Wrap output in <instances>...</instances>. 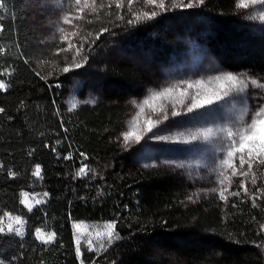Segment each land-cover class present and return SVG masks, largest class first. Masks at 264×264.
I'll return each mask as SVG.
<instances>
[{"label":"trees","instance_id":"16d2710c","mask_svg":"<svg viewBox=\"0 0 264 264\" xmlns=\"http://www.w3.org/2000/svg\"><path fill=\"white\" fill-rule=\"evenodd\" d=\"M37 3L0 0V221L11 215L26 224L24 237L0 232V261L264 264V192L257 191L264 156L224 198H192L196 185L167 167H139L121 141L131 97L195 58L264 85V31L241 0L191 8L166 2L164 9L147 0H119V7L95 0L79 17L71 47L45 45L48 18ZM76 84L78 100L88 93L95 100L72 109ZM23 193L48 198L28 210ZM78 222L114 224V240L80 256ZM37 229L54 233L53 241L40 242Z\"/></svg>","mask_w":264,"mask_h":264},{"label":"rangeland","instance_id":"374dc122","mask_svg":"<svg viewBox=\"0 0 264 264\" xmlns=\"http://www.w3.org/2000/svg\"><path fill=\"white\" fill-rule=\"evenodd\" d=\"M92 1L81 0L77 5L76 0H37L45 18H48V23L43 24L45 45L57 47L64 43L69 46L79 27V17ZM166 2H169L170 6H180L184 2L193 3V0H164V4ZM241 2L248 5L246 8L250 11L251 19L258 30L264 31V5L260 3V0H257V3H252V0H241ZM53 54L57 56V49ZM226 72L216 61L204 56L195 58L178 70L168 73L169 76L159 75L154 85L147 88L140 98L131 97L129 101L123 133L132 132L134 135L125 140L122 134V147L131 153L134 163L139 167L144 169L167 167L188 183L196 185L198 189L191 194L192 198L203 194L221 195V192L224 193L234 184L246 179L247 176L240 175V153L236 151L239 147V136L251 134V130L247 133L244 131L250 124L251 118L264 119V115L254 117V112L258 110L255 107L259 104L258 98H264V88L260 87L263 84L247 74L233 73L245 81L247 88H242L239 82L233 84L222 79H215L217 76L223 77ZM253 80L256 84H252ZM200 81L203 83H198ZM79 89L80 86L77 84L73 87L69 98L70 104L78 106L80 102L88 104L95 100L94 94L91 93L78 100ZM239 89L242 91L238 92ZM153 93H162V95L153 99ZM197 93L199 99L213 98V103L206 104L201 109H193L189 113L187 104L197 97ZM216 93L224 99L216 100L214 98ZM237 95H243L244 99H233ZM144 100H150V104L144 105ZM141 106L143 112L140 110ZM173 111L178 112L179 115L173 116ZM165 115L168 116V120L164 119ZM149 119L155 122L153 131H159L165 139H148L152 135L147 131L146 121ZM256 131L258 136L249 140L244 149L245 160L251 161L252 165L257 158L261 157L258 140L260 136H264V125L258 124ZM229 132L233 135L229 136ZM136 135L142 136L143 139L137 141ZM233 140L237 143L233 144ZM249 149H251L250 155ZM229 153L232 154L229 155ZM243 171L249 173L247 163ZM24 194H22V204L28 210L44 204L48 198L45 194ZM194 194L197 196L193 197ZM15 218L16 216L6 215L1 219L0 227L5 229L2 233L24 237L25 221L21 219L22 223H17ZM9 224L14 231H8ZM108 224L74 223L75 243L79 248L80 256L83 249L90 253L101 252L114 240V229L111 241L107 236ZM15 229H19L22 235L17 234ZM50 235L51 233H45L42 230L39 233L36 232V238L46 244L54 239L48 240ZM89 241L92 243L89 244Z\"/></svg>","mask_w":264,"mask_h":264},{"label":"snow or ice","instance_id":"6c2138e0","mask_svg":"<svg viewBox=\"0 0 264 264\" xmlns=\"http://www.w3.org/2000/svg\"><path fill=\"white\" fill-rule=\"evenodd\" d=\"M80 2H81V0H76V4L77 5H79ZM195 2H196V0H193V3L187 4V5H184V6L188 7V8H191V7H193ZM198 2H199L200 5H203L205 0H198ZM93 3H95V0H93ZM130 3H131V0H129V4ZM147 3L150 4V5H156L157 7L161 8V9L165 8L164 0H147ZM252 3H257V0H252ZM260 3L262 5H264V0H260ZM117 6L118 7L120 6L119 0H118V3H117ZM239 6L242 7V8H246L248 5L246 3H244V2H241V4ZM153 15H155V13H153ZM128 22L131 23V21H128ZM61 31H63V29H61ZM70 47H71V45H70ZM77 52L79 54V50H77ZM80 66H81L80 64H76L77 68H79ZM69 71H70L69 67H64L63 68V72L64 73H68ZM215 79L216 80H221L222 79V80L227 81V82H232L233 84H235L236 82H239V84L242 85V88H247L248 87V85L245 83L244 80H241L237 75H234L232 72H226L223 75V77L217 76V77H215ZM198 83L202 84L203 82L200 81ZM252 84H256V81L253 80ZM189 87H191V85H189ZM260 87L264 88V85H260ZM3 88H5V84L3 82H0V89H3ZM166 91H171V89H166ZM241 91H242V89L238 90V92H241ZM160 95H162V93H153L152 98L154 99L155 97L160 96ZM198 97H199V94L197 93V97L193 98L187 104V112L190 113V112L193 111V109H201V108L204 107V105H206V104L207 105H211L213 103V98L199 99ZM214 98L216 100H223L224 99V97L221 96L219 93H216ZM233 99L243 100L244 96L243 95H237V96H234ZM258 99H259V104L255 106L258 110H256L254 112V117H260L261 115H264V98H258ZM227 102H230V101H227ZM133 103H135V102H133ZM143 103H144V105H148V104H150V100H144ZM75 107H76V105H73V108H75ZM140 110H141V112H143V107L142 106L140 107ZM3 112H4V109L0 108V113H3ZM172 115L173 116H177V115H179V113L176 112V111H173ZM164 119L168 120V116L165 115ZM146 123L148 125L147 131L149 133H152V135L148 137L149 140H152V139H165V137H162L160 135L159 131H156V132L153 131V129L155 127V122L154 121L149 119V120L146 121ZM258 124L259 125H264V119L257 120L256 118H251L250 124H248L247 128L244 129L245 133H247L249 130H251V134L250 135H241V136H239V140H238L239 147L236 149V151H238L240 153L239 163H240V169H241V171H240V175L241 176H247L248 175L247 171H243L245 163L248 164V168L249 169H251V166H252L251 161H246L245 160L244 149L247 146L249 140H252L253 138L258 136V133L256 131V128H257ZM132 135H134V133H132V132H124L123 133V136H124L125 140H127ZM232 135L233 134L231 132H229V136H232ZM141 139H143L142 136L136 135V140L137 141H140ZM232 143L235 144V143H237V141L233 140ZM258 143H259V153H260L261 156H264V136H260L259 137ZM231 154L232 153H229V155H231ZM250 154H251V149H249V155ZM259 163L260 164H264V158L259 159ZM181 167H182V165H181ZM83 172H84V167H82L80 169V171L77 173V175H80ZM39 174H40V166L37 165L34 175L39 176ZM253 183H255V181H253ZM241 187H244L243 182L241 183ZM244 191L247 192V188H244ZM257 191L264 192V189H258ZM232 194L233 195H239V192H234ZM24 195H27V194L25 193ZM45 195H47V194H45ZM221 197L224 198L222 192H221ZM190 199H191V197H190ZM253 206H256L255 205V197L253 198ZM15 219H16L17 223H22L20 217H16ZM77 227H79V225H77ZM114 227H115L114 224H108L107 225V228L109 229V231L107 232V236L109 238V241H111V239L113 238V231L112 230L114 229ZM4 231H5V229L3 227H0V232H4ZM8 231L9 232L14 231L12 226H11V224L8 225ZM15 231H16L17 234L22 235V233L20 232L19 229H15ZM39 231L40 230L37 229V233H39ZM54 235H55L54 233L51 234L48 237V240H52L54 238ZM91 243L92 242L89 241V244H91ZM77 244H79V241H77ZM77 252H79V248H77ZM0 264H3V262L0 261Z\"/></svg>","mask_w":264,"mask_h":264}]
</instances>
